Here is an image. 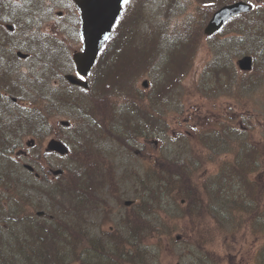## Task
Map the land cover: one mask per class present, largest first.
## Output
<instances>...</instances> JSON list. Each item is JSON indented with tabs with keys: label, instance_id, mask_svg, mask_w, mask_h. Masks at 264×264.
I'll return each mask as SVG.
<instances>
[{
	"label": "rangeland",
	"instance_id": "obj_1",
	"mask_svg": "<svg viewBox=\"0 0 264 264\" xmlns=\"http://www.w3.org/2000/svg\"><path fill=\"white\" fill-rule=\"evenodd\" d=\"M175 1L170 0L169 3L168 0L143 2L144 4L142 3V5L145 6L136 13H131L128 10L124 14L119 27H123L127 22L129 36L126 47L130 51L131 48L137 45L133 44L136 21L144 22L141 28L148 29L149 27L145 25L146 19L155 22L156 19L162 18L160 17L162 14L174 8L177 12L181 10V13L175 16V23L186 21L190 16L195 20L202 18V22L204 19L209 18L215 8L223 4V0ZM210 1H212L209 3L211 11L208 12L210 8L206 7V9H203V4ZM252 1L254 4L264 5V0ZM130 2L135 5L136 1L130 0ZM13 3L19 6L22 1L15 0ZM132 3L129 4V7H131ZM200 3L202 6H200ZM71 7L70 2L66 1L65 9H67V12L68 9L70 12ZM262 7L264 8V6ZM198 11H202L201 14H198ZM203 15L206 16L203 18ZM15 20L17 19L13 15H5V19H0V26L5 27L6 23H13ZM76 21L77 19H75L74 15L71 16L69 13L66 14L64 12L54 22L46 24L45 31L52 38L56 36L55 41L61 42L60 45L65 47L66 51H64L65 55L62 60L46 59L47 55L43 54L37 60L30 59L16 63L23 81L34 88H29L32 92L31 95H28L29 98L37 97L42 93L44 95L47 94L49 97L56 95L61 100H63V96H66L67 101H63L60 104L57 112L59 115L54 121L53 118L44 125H37L42 127L41 132L44 135L37 134V142L34 149L29 147V150L26 146L27 139L30 138L27 134L21 141L23 144L16 149L14 157H17L20 163H29V161L34 163L36 171L40 173L42 178L51 180L50 185L57 182L59 178L56 179L49 172V169H60V166L64 164H68L69 167H77L79 175L84 181V189L81 190L82 194L73 188L71 190L72 194L61 195V193V196L58 195L55 199L49 195L42 196V198L37 196L38 198L34 200L31 197V191L28 192L27 196V192L23 190L22 186H25V183L23 181L19 183L18 187L21 188H15L16 192H13L15 194L24 193L23 202L18 204L16 197L12 200L3 199V208H0V212L4 209L17 216L19 221L13 220V225H18L19 223L22 226V228H17L13 225H6L7 229L12 227L13 229L11 230L15 231L12 235H8L9 241L14 244L18 239L17 234L22 237L21 240H28L31 245L33 241L31 229L42 228L41 226L44 225L61 227L63 222L58 218L60 217L70 222L68 226L75 227L78 237L86 236L88 245L97 243L102 251L113 250V245L110 244L111 237L108 232L121 233L123 227L122 216L128 215L126 210L139 200H142L143 205L136 206V208L141 210L142 215L146 216L148 214L151 217L157 214L159 221H162L167 226L166 232L160 237H158V234H150L142 239V250H144L145 245H148L149 253L154 255L147 264H264V231L262 229H259L257 237L245 231H221L213 225V219L207 211L201 209L192 213L189 207L183 210L184 198L180 199L178 197L174 202L167 198L165 202H162L160 198L153 200L145 191L143 192L146 185L152 184L150 174L153 172L152 165L155 161L161 164L171 163L177 159L187 160L189 164L193 161L192 163L194 164L191 165H196L195 168L197 169L194 176H190L193 182L201 181L212 172L215 166L202 164V160L206 159L202 137L214 124H219L223 121H230V123L238 127L241 126L240 128L246 134H250L253 137L254 143L247 145L246 141V146L248 152L251 151L252 158L258 159L260 165L255 168L258 172H255L256 175L251 176V179L257 189L262 191L264 188V157H262V149L264 148V64L262 63L264 61V48H262L261 52L254 53L255 64H262L260 69L262 73L260 75H257L254 71L249 74L241 72L235 61L237 69L235 73L245 77L244 83L241 84L240 82V84L249 87V90L244 93L238 92L237 88L230 86V78H222L219 90H212L210 86L213 85V76L211 74L209 80L208 69L218 63V61H215V48L212 46L210 49L209 42H207L206 37H203L199 38L197 43H194L192 56L195 54L193 57L191 55L187 57L188 60L185 64V67H190V69L176 88L172 86L173 82L172 85L168 84L173 87L171 90L162 92L161 85L167 76V70L157 64L151 73H147L145 64L142 65L143 61H141L144 59L143 47H140L135 52L136 56L132 55L131 58H127L125 57L127 53H124L119 59L111 60L107 70H110L112 74L106 79L101 92L98 91V85H96L92 93L89 92L82 97L71 91L76 92V89H73L76 87L67 83L64 78L65 74L71 73L74 69L72 53L81 47V37L79 33L77 34L74 26ZM191 24L190 34L196 40L199 36L197 33L199 24L198 22ZM139 39L143 40V37ZM48 40L50 39L48 38ZM216 41L215 38L213 42ZM251 43L253 44V41ZM32 46L34 45L29 44L26 46L27 49L26 47L24 48V45L20 47L22 50L29 51V48L33 50ZM248 46L242 44L239 47L253 52L254 50ZM6 47H10V45L2 46L3 49ZM107 48L110 56H112L113 50L111 49L115 47ZM4 54L10 56L11 53ZM122 60L125 63L124 67L120 65L121 69L115 68V64ZM131 65L133 68L129 71ZM173 66L182 65L173 63ZM125 67H128V69ZM233 71V69L229 68V74ZM31 72H34L35 75ZM153 72L157 73L155 79ZM57 75L66 83L64 86L57 87L56 83H61L62 81H57L53 84L48 83L50 77ZM32 77L44 79L46 84L41 87V84L32 82ZM145 81L147 85L144 86L143 82ZM167 82L169 83L170 81L167 79ZM64 90H67V92L64 93ZM135 91L138 92L134 94ZM79 97L87 102L89 111H82L77 108V105L72 104L71 101H78ZM136 100L138 103H136ZM123 101L132 105L128 108L125 103L126 107L124 108L121 105ZM144 104L150 111L154 112V123L156 126L153 131L145 132L143 135L138 133L137 136L135 135L137 138L129 139V145L116 144L113 137H107L103 138L107 141L102 139L99 141V149L94 146L92 138L84 137L78 132V129L83 130L89 127L94 130H100L105 126V123L110 125V122L116 121V119L119 121L117 125H134L133 122L135 120L126 116L137 115L135 107H143ZM114 105H116L117 114L113 111ZM22 106L24 105L19 107ZM140 114L142 113L140 112ZM224 115L230 117L231 120H228V118L226 120L223 119ZM27 116L26 118L32 119L31 113ZM59 119L72 121L71 132L67 133L70 136V140L67 141L74 145L75 152L68 158L54 157L44 151L46 150V140L50 136H55L59 134L58 132H61L60 127L57 126L59 125L57 122ZM149 120L151 121L152 119L149 118ZM19 122L14 117L12 122L2 128L1 135L12 133V140L16 143L20 142L18 139L21 129L16 128L15 131L12 129ZM49 123L53 125L51 134ZM113 132L122 134L123 129L118 127L117 131L113 129ZM42 136H44L43 140ZM181 138L184 139V142H182ZM1 142L6 141L1 140ZM21 148L27 150L26 158L19 156ZM248 152H243L240 157L234 154L230 155L229 152H222L218 155V158L230 165L231 163H236L239 167L243 163L251 162V159L244 161L245 154ZM3 162L9 163L10 159L5 157ZM13 164H15L14 161ZM13 167L17 169L16 173L18 175H23L24 172L19 167L14 165ZM228 169H230V166ZM5 172L7 171L5 170ZM7 177H10L13 183H16L17 180L10 172L1 178L0 182H7ZM62 178L66 179L65 177ZM142 182H144V187ZM89 186L90 188H88ZM1 187L3 186L0 184ZM91 187L95 189L91 190ZM243 189L248 188L243 186ZM127 200H132L129 207L125 205ZM262 206L264 211V200ZM40 210L44 211L41 216L36 214ZM263 215L258 219L261 220ZM0 218H2L0 222L5 223L6 214L0 215ZM149 221L151 219L146 221L145 217L141 225L148 226ZM110 226L112 227L110 228ZM22 229H25L24 232ZM9 231L7 232L9 233ZM177 236L179 238H176ZM195 241L203 244L201 249L195 245ZM0 247H2L1 243ZM259 247L261 252L256 254ZM77 249L82 251L81 258L73 261L72 257H68L67 264H128L126 259L117 261L108 255H97L92 249L84 248L83 244H76V251ZM207 250L212 252L216 262ZM69 253L70 251L67 252V254ZM19 264H24V262L20 260Z\"/></svg>",
	"mask_w": 264,
	"mask_h": 264
},
{
	"label": "trees",
	"instance_id": "obj_2",
	"mask_svg": "<svg viewBox=\"0 0 264 264\" xmlns=\"http://www.w3.org/2000/svg\"><path fill=\"white\" fill-rule=\"evenodd\" d=\"M48 1L58 5V0ZM150 1L151 0H136V3L132 8L129 6L127 7V11L130 10L131 13H136L145 6L142 5L143 2L147 3ZM169 1L170 0H168V3ZM212 1L204 3L203 9L209 7V3ZM229 1L233 0H223L222 2L226 3ZM23 2L32 4L29 0H24ZM0 5L8 14L16 12L9 0H0ZM200 6H202L201 3ZM210 11L211 8L208 12ZM201 12L202 11L198 14H201ZM180 13L181 10L177 12L174 8H171L169 12L160 16L162 17L161 19H156L155 22L145 21V25L149 28L144 29L141 34L143 40L140 41L141 43L139 46L143 47L144 59L141 61H143L142 65L145 64L146 72L151 73L157 64L167 70V76L164 78L161 85L162 92L171 90L173 87L176 88L180 85L182 78L190 69V67L186 68L185 64L188 60L187 57L190 55L192 56L194 43H197L199 38L205 37L203 34V26L205 25L207 18L201 22L202 18L195 20L190 16L186 21L175 23V16ZM205 16L203 15V18ZM33 17L35 23H39V25L40 23L43 24L45 22L44 16L40 12L34 14ZM123 17L124 15L120 17V22ZM197 22L199 24L197 28L199 36L194 40L189 29L192 26L191 23L194 24ZM15 24L16 30L13 33L7 31L8 35L11 36L16 33V31L23 32L26 39H31L32 44L36 43L43 45L42 39L44 34H42L40 30H32L25 27L23 31L20 26L27 24L24 20L19 22L15 21ZM137 24H139V21ZM76 25L77 23H75V27ZM119 25L120 23L115 24L111 39V41L118 40L117 47H115L112 52V61L123 56V53H120V47L127 45V43L121 38L128 33L129 29L127 22L123 27H119ZM215 38L217 41L213 42ZM206 39L207 42H209L210 49L212 46L215 48V61H218V63L208 69L209 80L211 74L213 76V85L210 86L212 90H219L220 80L222 78H230V86L232 88H237L238 92L244 93L249 90L248 86L241 85L244 83L245 77H241V75L235 73L237 71L235 61L244 53L255 55V52H261L263 50L264 8H252L251 11L232 17L225 23L222 30L206 37ZM251 41H253V44ZM12 42L13 41H11V43ZM51 42L54 43V41ZM52 43L51 45H53ZM18 44L19 45L15 42L12 43V47L20 48V46L23 45L20 42ZM242 44L245 46L249 45L248 47L254 51L250 52L245 48H240L239 46ZM137 61L141 63L138 59ZM173 63L182 66L175 67L173 66ZM262 63L264 64V61ZM124 64L123 60L119 61L115 64V68L121 69L120 65L124 67ZM261 65L255 64L251 72L254 71L257 75H260L262 73L260 70ZM128 67L125 68L128 69ZM132 68L131 65L129 71H131ZM229 68L234 70L231 74H229ZM251 72L245 73L249 74ZM156 76L157 73L153 72L154 79ZM117 79H119V77H117ZM167 79L170 81L169 83L167 82ZM57 81L62 82L58 83ZM55 82H57V87H62L66 84L58 75L48 79V83L53 84ZM173 82L174 84L172 85ZM45 84L46 83L44 82L43 85ZM168 84H171L173 87ZM11 92H14V90ZM65 92H67V90H64V93ZM137 92L138 91H135L134 94ZM80 95L84 97L83 94ZM54 97L46 96L43 99H39L38 97L31 98L29 104V111H31L30 113L32 115V119L29 118L30 132H35L36 122L38 125H41L44 116H47L48 121L57 118L59 115V113H57L59 110L58 108H60V104L63 101H67V98L66 96H63V100H61L56 95H54ZM71 102L72 104L77 105L78 109L89 111L87 102L82 100L81 97L78 98V101ZM136 103H138L137 100ZM14 104V102L8 100L6 97L0 96V106H2L3 109L16 110ZM135 112H137V115H129L130 119L135 120L133 122L134 125H114L109 129V125L105 123L104 127L106 128V131L113 137H116L117 135L113 132V129L117 131L118 127H121L123 131L126 130L125 134L128 138L135 136V133L140 132V134H144L145 132L148 133L153 131L156 126L154 123V112L150 111L146 105L143 107H135ZM140 112L142 114H140ZM18 117L25 122L24 116L21 117L18 115ZM149 118L152 120L150 121ZM222 118L225 120L226 118L231 120V118L226 115ZM217 124L218 123L214 124L211 129L207 130L202 137L203 151L206 152L204 155L206 159L202 160V164L215 166V169L212 172L206 175L201 181L193 182L190 176H194V173L197 170L195 168L196 165H191L194 164L192 163L193 161H191V164H189L187 160L179 159L167 164L155 162L152 165L153 172L150 174L152 184L144 187V182H142L144 187L143 192L145 191L153 200L160 198V201L162 202H165L167 198H170L173 202L178 197H180V199L184 198L185 204L182 205L183 210L186 207H189L192 213L195 212V210L201 209L207 211L213 219V225L218 230L245 231L248 234L257 237L259 229L264 231V211L262 209L264 188L262 191H259L254 185V181L251 179V176H255L258 172L255 168L260 165L258 159L252 158V153L251 151L248 152L246 146V141L247 145H252L254 143L253 137L250 134H246L240 126L238 127L235 124L230 123V121H223L222 123ZM49 125L51 128V123H49ZM181 140L184 142L183 138H181ZM74 152L73 149H70L68 157L71 154L73 155ZM222 152H229L230 155L234 154L237 157H240L243 152H248L245 154L244 161L251 159V162L243 163L242 166L239 167L236 163H231V165L224 163V160L218 158V155ZM262 152V157H264V148L262 149ZM166 160L169 161L168 159ZM229 166L230 169H228ZM63 170V175L58 177V181L52 185H50V182L46 184L38 178L27 174H17L16 183H13L12 179L7 177V182H0L3 186L0 188V208H3V199L12 200L16 197L18 204L23 202L24 193H14L16 192L15 188H21L18 186L22 181L25 183V186H22V188L27 192L26 195L28 196V192L31 191V197L34 198V200L38 198L37 196L42 198V196L49 195L55 199L58 195L61 196L67 193L72 194L71 190L75 186L74 170H72L71 167H63ZM9 172V170L5 172V168L1 166L0 179ZM62 177H65L66 179H63ZM243 186H247L248 189H243ZM142 205V200H139L132 205V207L128 208V215L123 222V228H125L123 234L115 235V231L108 232L112 238V245L114 248L110 254L114 258H117V261L126 259L128 264H147L154 255L149 253L148 245H145L144 250H142V239L150 234H158V237H160L166 232L167 226L162 221H159L157 214H154L151 217L148 214L144 216L142 215L143 213L141 210L136 208V206ZM141 209H143V207H141ZM5 211L6 210L2 209L0 215L6 214V225H13V220L19 221L15 214L9 211H6L5 213ZM262 215L263 218L259 220L258 218ZM145 217L146 221L151 219L148 226L141 225L142 220ZM58 218L63 222V224L61 223V227L44 225L41 226L42 228L31 229V235L33 236L31 245L28 240H21L22 237L17 234L16 236L19 240L17 239L14 244L11 243L8 239V235H12L15 231L11 230L13 229L12 227L11 229H7V227L3 226L0 222V243L2 244V247H0V264H19L20 260H22L24 264H67L68 257H72L73 261L77 259L78 251H76V244L79 242L82 243L85 248L92 247L95 253L101 251L98 245L93 244L89 246L83 236L78 237L76 235L75 227L68 226L70 224L68 220L60 217ZM1 219L2 218H0V220ZM13 226L22 228L19 223L18 225L16 224ZM22 230L24 232L25 229ZM7 231H9V233ZM195 245L199 249L203 246L199 241H195ZM68 251H70L69 254H67ZM207 251L215 261L212 252L210 250ZM260 252L261 249L259 247L256 254Z\"/></svg>",
	"mask_w": 264,
	"mask_h": 264
},
{
	"label": "water",
	"instance_id": "obj_3",
	"mask_svg": "<svg viewBox=\"0 0 264 264\" xmlns=\"http://www.w3.org/2000/svg\"><path fill=\"white\" fill-rule=\"evenodd\" d=\"M74 2L80 12V33L84 39L83 50L75 52L73 59L78 72L86 75L96 58L100 46L105 41L103 37L110 35L112 25L116 17L119 16L121 9L118 12V0H74ZM250 8L251 4L242 0L221 6L212 14L204 32L212 34L220 28L226 19L238 13L248 11ZM18 53L20 54V52ZM239 66L242 69H250L251 57L244 56L239 59ZM65 77L74 84L87 86L86 81L80 80L74 74H67ZM61 123L68 124L66 121H62ZM48 149L59 153H66L68 151L65 144L56 139L49 140ZM28 168L32 169L31 166H28ZM54 173H60V170H55ZM129 203L130 201H128Z\"/></svg>",
	"mask_w": 264,
	"mask_h": 264
},
{
	"label": "flooded vegetation",
	"instance_id": "obj_4",
	"mask_svg": "<svg viewBox=\"0 0 264 264\" xmlns=\"http://www.w3.org/2000/svg\"><path fill=\"white\" fill-rule=\"evenodd\" d=\"M25 53H26V57H24V58H22L21 57V61H24V60H28V59H31V57H32V55H31V52L29 51V52H27V51H24ZM30 54V55H29ZM31 56V57H30ZM19 63V62H18ZM18 69H19V67H18ZM78 132H79V130H78ZM82 136H84V137H89V138H92V140H93V144H94V146H99L100 147V145H99V143L98 142H96L95 140H96V135H95V133L93 132V130H90V133H89V135H85V133H81V132H79ZM1 140H4V141H6V142H1ZM3 147H6V149H8V148H10V149H12V151H13V153L14 154H12V153H10L9 155L11 156V157H13L14 155H16L15 153H16V145H15V142L12 140V133H9V135H4V139H3V136L0 134V150L1 149H3ZM19 154H21V152L19 151ZM23 157H27V153L26 152H23ZM80 177V175H78L77 176V178H79ZM79 185V187L80 188H82V186H81V184H78ZM91 186V185H90ZM94 188V187H93ZM112 226H110V228H111Z\"/></svg>",
	"mask_w": 264,
	"mask_h": 264
},
{
	"label": "snow or ice",
	"instance_id": "obj_5",
	"mask_svg": "<svg viewBox=\"0 0 264 264\" xmlns=\"http://www.w3.org/2000/svg\"><path fill=\"white\" fill-rule=\"evenodd\" d=\"M129 4H130V0H118V12H119L120 9H125ZM251 6H252L253 8H256V7H262V6H264V5L253 4V5H251ZM116 23H117V24L120 23V17H119V16L116 17ZM81 39L83 40L84 38L81 37ZM103 39H104V40H109L110 37L107 36V35H105V36L103 37ZM87 75L90 77V76L92 75V73H88ZM78 78H79L80 80H84V79H85V76H83V75H79V74H78ZM81 91H85V90H84V89H81ZM194 130H195V129H194Z\"/></svg>",
	"mask_w": 264,
	"mask_h": 264
}]
</instances>
